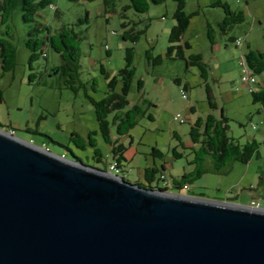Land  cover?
I'll return each mask as SVG.
<instances>
[{
  "label": "rangeland",
  "instance_id": "1",
  "mask_svg": "<svg viewBox=\"0 0 264 264\" xmlns=\"http://www.w3.org/2000/svg\"><path fill=\"white\" fill-rule=\"evenodd\" d=\"M218 1L244 14V20L226 33L220 28L224 11L214 6ZM129 5L130 0H52V5L41 9L35 22L30 24L23 21L20 8L13 11L8 24L2 23L0 14V38L12 43L17 50L16 65L11 71L3 70L0 57V89L4 97L0 104V129L13 131L18 139L55 155L107 169L112 161L111 147L99 133L94 106L83 89L74 92L66 88L53 73L61 64L60 55L46 47V57L30 62L32 51L27 41L32 28H49L56 34L64 26H72L81 36L80 80L85 84L86 93L97 101L108 94L109 79L102 69L109 78L117 76L125 65L127 48H135V74L128 96L130 105L123 111L139 104L145 114L123 136L116 134L115 113L108 114L113 137L126 147L121 177L134 184H145L147 168L162 170L165 166L164 174L170 180L192 172L193 154L189 148L192 125L198 118L206 119L209 115L221 119L223 112L228 136L241 145L256 140L260 143L259 156L248 164L233 162L221 174L207 173L190 184L189 190L180 193L246 206L260 203L264 209V185H259L260 177L264 178V104L254 102L252 93L242 82L240 65L241 56L245 57L250 50L264 52V0L187 1L185 11L191 21L183 40L190 43L191 49L186 50V58L191 54L202 56L208 69L206 79L201 77L197 67L188 66L186 60L167 57L169 36L176 24L174 0L151 3L145 13L136 12ZM86 14L88 23L78 24ZM209 28L213 30V42ZM131 29L134 34L140 33L136 43L124 39V32ZM46 34L45 31L40 37ZM238 40L241 49L236 46ZM149 50L154 57L161 58L160 63L148 61ZM176 79L181 80V86L174 82ZM256 79L254 89L261 90L264 73L256 75ZM139 82L143 83L141 91ZM207 87L216 108L210 105ZM120 89L119 83L117 92ZM145 100L149 104H144ZM178 114L184 123L174 120ZM92 132H97L94 138L103 155L101 163L96 162L93 147L88 145L82 149L72 140V135L77 133L88 141ZM155 148L163 153V158L152 154ZM174 149L183 156L175 158Z\"/></svg>",
  "mask_w": 264,
  "mask_h": 264
},
{
  "label": "water",
  "instance_id": "2",
  "mask_svg": "<svg viewBox=\"0 0 264 264\" xmlns=\"http://www.w3.org/2000/svg\"><path fill=\"white\" fill-rule=\"evenodd\" d=\"M0 264H264V209L148 189L0 129Z\"/></svg>",
  "mask_w": 264,
  "mask_h": 264
},
{
  "label": "trees",
  "instance_id": "3",
  "mask_svg": "<svg viewBox=\"0 0 264 264\" xmlns=\"http://www.w3.org/2000/svg\"><path fill=\"white\" fill-rule=\"evenodd\" d=\"M165 0H130L129 8L139 13L148 11L150 4H161ZM177 8L174 13L176 21L175 26L172 28L169 36V47L167 48V57L170 59L181 58L186 60L188 66H195L200 70L201 77L206 79L208 69L206 63L200 54H191L186 58V50L191 49L189 42L184 41L183 37L187 31L191 16L185 11L186 3L188 0H174ZM107 3V2H106ZM52 5V0H0V14L2 23L8 24L12 18V13L16 8H20L23 12V21L25 23H33L36 20L38 12ZM216 7H221L224 11L225 17L220 24L223 32H227L232 26L244 20L242 12L233 11L227 3L218 1L214 4ZM89 15L86 14L84 18L78 20V24L88 23ZM10 28V25H7ZM125 27V24L123 25ZM46 31V35L40 37V34ZM209 38L213 42V30H208ZM140 38V33H133V29L124 32V39L131 40L136 43ZM81 42L80 34L72 26H64L56 34H52L49 28L34 27L29 32V39L27 47L32 51L30 62H34L40 56H47L44 51L46 47L51 48L54 52L60 55L61 64L53 69V73L58 75L63 81L66 88L77 92L80 89L85 91V95L89 102L94 106L96 112V119L99 126V133L104 141L111 147V162H117L118 167L121 169L122 161L126 160L125 151L126 147L115 139L111 131V123L108 120V114L114 112L113 124L116 127V134L118 136L126 135L132 130L138 122V118L145 114V110L139 104L133 105L129 110L123 111L124 107L130 105L128 96L133 87V79L135 74L134 58L135 48H127L125 65L118 72L117 76L109 78L104 69L103 73L106 74L108 81V94L107 97L97 101L86 93L85 84L80 80L79 72V46ZM148 61L153 64L161 62L160 57H154L151 50L146 53ZM0 57L3 60V70L11 71L16 65L17 50L16 47L9 41L0 38ZM245 60L249 68L255 75L264 73V52L259 50H250L245 54ZM32 68V65H31ZM34 75V74H33ZM32 75V76H33ZM31 76V79H32ZM174 82L181 86L180 79ZM121 84L120 92H117L118 84ZM143 83H138V88L141 91ZM187 88V85L184 86ZM209 102L212 108H216L215 103L212 101L209 87H207ZM254 102L264 104V88L261 90H254L252 92ZM3 91L0 89V104L3 103ZM144 104H149L144 101ZM227 118L222 112L221 119H217L213 115H209L206 119L198 118L192 125L190 130L191 146L189 147L193 159L190 164L194 166V170L185 173L182 177L172 178L173 192H178L183 189V186L192 184L194 181L202 178L207 173L221 174L226 172L227 168L233 162H241L248 164L254 157L259 156L260 143L256 140L241 145L227 134ZM97 132H92L89 135L88 141L83 137L74 133L72 140L82 149H86L89 145L94 148V158L96 162H103V155L97 148L94 136ZM154 156L163 158V153L155 148L153 149ZM175 158H181L183 155L177 149L173 150ZM81 162L80 159H76ZM109 162V165L110 163ZM82 163V162H81ZM109 165L106 171H108ZM165 166L162 170L154 167L145 170V184H139L148 189L164 190L158 186V175L164 174ZM259 185H264V178L260 177ZM194 197H202L200 195L191 194ZM203 198V197H202Z\"/></svg>",
  "mask_w": 264,
  "mask_h": 264
},
{
  "label": "built area",
  "instance_id": "4",
  "mask_svg": "<svg viewBox=\"0 0 264 264\" xmlns=\"http://www.w3.org/2000/svg\"><path fill=\"white\" fill-rule=\"evenodd\" d=\"M236 46L241 49V42L239 40L236 42ZM240 65L242 67V76H241L242 82L245 86H247L249 88L250 93H252L255 90L254 85L257 84L256 75L249 68L244 56H241ZM182 96L184 99H187V95L184 92H182ZM174 120L181 123V124L185 122L180 114L176 115L174 117ZM254 128H255V126H254ZM9 133L14 135L13 131H9ZM108 172H110L114 175L120 176L119 175L120 174V168L118 167L117 162H111L110 163L109 168H108ZM158 181H159L158 186L161 189L173 192L172 191V188H173L172 180H170L166 174L160 175ZM189 189H190V186L188 184H186L183 186L182 190H189ZM250 206L253 208H259V209L262 208L260 203H252Z\"/></svg>",
  "mask_w": 264,
  "mask_h": 264
}]
</instances>
